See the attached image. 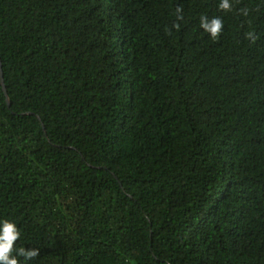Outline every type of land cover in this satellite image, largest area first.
<instances>
[{
	"label": "trees",
	"instance_id": "obj_1",
	"mask_svg": "<svg viewBox=\"0 0 264 264\" xmlns=\"http://www.w3.org/2000/svg\"><path fill=\"white\" fill-rule=\"evenodd\" d=\"M219 3L0 0L20 264H264V0Z\"/></svg>",
	"mask_w": 264,
	"mask_h": 264
},
{
	"label": "clouds",
	"instance_id": "obj_2",
	"mask_svg": "<svg viewBox=\"0 0 264 264\" xmlns=\"http://www.w3.org/2000/svg\"><path fill=\"white\" fill-rule=\"evenodd\" d=\"M221 11H231L232 4L230 0H220L218 5ZM182 8H176V16L177 20H183ZM245 15H247V11L245 9H241ZM200 27L210 35L213 40L219 38L223 31V20L220 17L213 16L209 18L207 15H201L200 17ZM173 28L179 30L180 24L174 23ZM166 32L171 35V29H166ZM246 38L252 40L255 43L257 37L253 32H249L246 34ZM21 233L18 229L17 225L9 220L0 221V264H20L19 257H23L25 261H30L37 256L40 255L39 248H25L21 247L18 250L17 255H13L15 251V244L20 239Z\"/></svg>",
	"mask_w": 264,
	"mask_h": 264
},
{
	"label": "water",
	"instance_id": "obj_3",
	"mask_svg": "<svg viewBox=\"0 0 264 264\" xmlns=\"http://www.w3.org/2000/svg\"><path fill=\"white\" fill-rule=\"evenodd\" d=\"M2 77H3V75H2Z\"/></svg>",
	"mask_w": 264,
	"mask_h": 264
}]
</instances>
